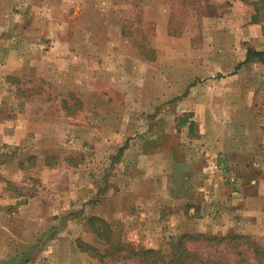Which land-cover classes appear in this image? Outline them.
I'll list each match as a JSON object with an SVG mask.
<instances>
[{"label": "rangeland", "instance_id": "rangeland-1", "mask_svg": "<svg viewBox=\"0 0 264 264\" xmlns=\"http://www.w3.org/2000/svg\"><path fill=\"white\" fill-rule=\"evenodd\" d=\"M1 6L15 21L0 30V120L25 125L18 147L3 139L11 127L0 129V163H9L0 193L18 192L20 202L36 196L46 206L50 223L37 230L38 237L46 232L38 258L44 238L63 237L61 250L50 247L54 264H139L124 258L127 251L103 263L79 249V241L105 248L89 225L97 216L136 250L168 249L184 233L240 234L239 251L253 263L249 244L264 247V64L222 73L212 65L230 63L231 51L240 57L255 48L238 31L257 21L264 31V0H1ZM148 48L156 50L154 60L142 54ZM183 78L201 84L189 87L197 89L191 100L186 85L173 91V80ZM232 78L244 86L215 81ZM141 151L168 157L160 163L166 186L158 199L160 238L150 245L139 241L128 214V161ZM102 209L113 211L109 219L98 214Z\"/></svg>", "mask_w": 264, "mask_h": 264}, {"label": "crops", "instance_id": "crops-1", "mask_svg": "<svg viewBox=\"0 0 264 264\" xmlns=\"http://www.w3.org/2000/svg\"><path fill=\"white\" fill-rule=\"evenodd\" d=\"M18 20V18H16ZM13 20V16L8 11H4L1 6L0 0V30L6 31L5 28H2L7 23H11ZM15 21V20H13ZM254 22V21H253ZM244 29V30H243ZM3 33V32H2ZM239 35H243V40H253L252 42L255 44V49L259 51H264V31L259 21L256 23L254 22L250 26H242L238 31ZM3 35V34H2ZM0 33V37L2 36ZM4 36V35H3ZM248 49L244 50L243 53L240 54V57L237 55L236 50L231 51L233 55L232 61L229 63H220V64H213L212 68L216 69L217 72H223L225 69L227 71H239L241 68L238 67L242 64L247 58ZM245 64H242L244 66ZM173 88L176 87L175 96L179 94V88L181 86H185L188 89L189 100L193 99L192 93L196 92V88H189L190 86L194 85L193 87L201 86L198 82L196 83L195 80L191 79H175ZM216 82H220V84H232L234 86H244V80H239V78H232V79H217ZM186 82V83H185ZM215 82V83H216ZM238 95H242V91L235 90ZM229 88L225 96H228ZM195 94V93H194ZM237 95V96H238ZM132 95H130L131 97ZM174 98V95H172ZM128 98V102H131V98ZM200 107V105H199ZM143 110V105L140 109L135 110V113H139ZM197 110V109H196ZM196 116L204 117L202 113L196 114ZM133 113H128V118H132ZM16 123V122H15ZM13 122L12 124L6 122L5 120H0V129L5 128L6 126L11 127V129L4 132L3 139L5 142L12 144V147H18L22 143V136L24 131L25 124L15 125ZM11 124V125H10ZM131 127H134L131 125ZM203 124L201 128H203ZM129 128V127H128ZM202 134L203 131H200ZM28 133V132H27ZM26 133V135H27ZM130 149L134 150V145L130 146ZM142 150V148H141ZM30 152V151H29ZM139 156L134 159V161H128V214L132 215V231H137V236L139 237V241H143L144 244L150 245V240H153L154 237L160 238L159 228L157 223H160V209L161 205H159L160 196L159 194L163 193L162 191L165 189V173H163V166H160L161 161L163 162L166 157L165 153L155 152L150 154L149 156L146 153L141 151L138 153ZM171 162V161H170ZM154 163V166L150 168V165ZM8 162L0 163V174L1 176L7 177V171L9 167L7 166ZM138 164V171L134 173ZM127 167V166H126ZM48 168H50L48 166ZM167 178V176H166ZM126 187V186H125ZM124 187V188H125ZM22 197L18 192L9 191L0 193V245L4 246V250L0 251V264H54L57 263L55 259H52L53 251L50 247H59L61 250L62 246L64 245L63 237L56 239H49L47 240L44 238L42 250L39 253H42L43 256L38 258L37 254V246L41 245L39 240L43 236L45 231L38 237L37 230H43L44 226L47 223H50V220L46 219V206L44 203L36 196L33 198H29L27 201L20 202ZM159 199V200H158ZM143 212V213H142ZM171 212V211H169ZM113 211H106L102 209L98 214L100 216H109L108 214H112ZM142 213V214H141ZM141 215H145L149 217L147 221ZM154 216V217H152ZM182 216H180L181 218ZM108 219L110 217H107ZM146 218V217H145ZM158 219V220H156ZM156 220V221H155ZM45 221V223H41ZM153 221H155L153 223ZM42 224V225H41ZM45 224V225H43ZM179 224L184 227L182 220ZM52 227H50L51 229ZM152 234V235H151ZM45 235V234H44ZM62 236V235H60ZM154 239V241H156ZM154 243V242H153ZM28 245L29 248L27 253H21L18 249L20 246ZM5 248H10L9 251L5 250ZM11 253V254H9ZM20 259V261H18ZM18 261V262H17ZM54 263H53V262ZM17 262V263H16ZM61 264V262H59ZM63 264V262H62Z\"/></svg>", "mask_w": 264, "mask_h": 264}, {"label": "trees", "instance_id": "trees-1", "mask_svg": "<svg viewBox=\"0 0 264 264\" xmlns=\"http://www.w3.org/2000/svg\"><path fill=\"white\" fill-rule=\"evenodd\" d=\"M146 60L156 58L155 49H146L142 52ZM263 63L264 51L249 48L247 58L242 64ZM240 64L238 67H241ZM92 232L104 244L105 248H99L90 243L78 242L79 249L84 253H90L93 257L105 262L106 258L121 257L123 251L128 255L124 258H136L139 264H264V247L256 243H250L254 252L253 263L244 258L245 250L239 251L237 241L244 236L235 234L230 237L209 236L206 234L184 233L175 237L168 249H133L124 244L118 238L108 221L101 217L93 216L89 220ZM225 252L227 254H225Z\"/></svg>", "mask_w": 264, "mask_h": 264}]
</instances>
